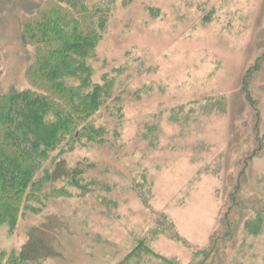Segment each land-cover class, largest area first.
I'll use <instances>...</instances> for the list:
<instances>
[{"label": "rangeland", "instance_id": "rangeland-1", "mask_svg": "<svg viewBox=\"0 0 264 264\" xmlns=\"http://www.w3.org/2000/svg\"><path fill=\"white\" fill-rule=\"evenodd\" d=\"M44 1L0 0V94L29 88L22 21ZM86 3L109 6L89 61L106 139L57 160L94 185L0 223V253L32 231L50 255L30 264H264V0Z\"/></svg>", "mask_w": 264, "mask_h": 264}, {"label": "trees", "instance_id": "trees-1", "mask_svg": "<svg viewBox=\"0 0 264 264\" xmlns=\"http://www.w3.org/2000/svg\"><path fill=\"white\" fill-rule=\"evenodd\" d=\"M86 1L46 0L23 16L22 42L33 53L25 73L29 88L0 94V223L10 227L22 213L34 211V204L67 193L57 183L66 181L81 195L94 185L82 182L79 170L85 167L57 160L82 141L106 139V130L92 120L110 88L92 82L89 61L106 30L109 6ZM258 213L255 227L264 221V206ZM49 255L47 244L31 231L16 257L0 253V264H30Z\"/></svg>", "mask_w": 264, "mask_h": 264}]
</instances>
